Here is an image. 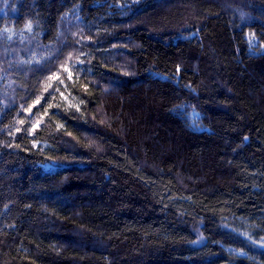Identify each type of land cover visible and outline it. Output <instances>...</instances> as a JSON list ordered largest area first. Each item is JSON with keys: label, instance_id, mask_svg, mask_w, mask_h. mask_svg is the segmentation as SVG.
<instances>
[{"label": "trees", "instance_id": "16d2710c", "mask_svg": "<svg viewBox=\"0 0 264 264\" xmlns=\"http://www.w3.org/2000/svg\"><path fill=\"white\" fill-rule=\"evenodd\" d=\"M0 264H264V0H0Z\"/></svg>", "mask_w": 264, "mask_h": 264}, {"label": "rangeland", "instance_id": "374dc122", "mask_svg": "<svg viewBox=\"0 0 264 264\" xmlns=\"http://www.w3.org/2000/svg\"><path fill=\"white\" fill-rule=\"evenodd\" d=\"M64 89H66L65 86H63ZM60 97L64 103V105L68 108H78L79 107V102L78 99H76L73 95H71L68 90L66 89L65 91L60 92Z\"/></svg>", "mask_w": 264, "mask_h": 264}]
</instances>
